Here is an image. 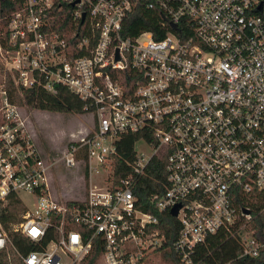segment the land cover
Returning a JSON list of instances; mask_svg holds the SVG:
<instances>
[{
    "label": "built area",
    "instance_id": "built-area-1",
    "mask_svg": "<svg viewBox=\"0 0 264 264\" xmlns=\"http://www.w3.org/2000/svg\"><path fill=\"white\" fill-rule=\"evenodd\" d=\"M17 1L0 35V264H82L95 237L101 264H154L165 236L136 204L133 179L159 153L165 186L149 199L168 213L178 204L179 263L222 228L237 234L240 255L264 253V233L250 225V205L264 211V0ZM136 6L155 11L154 31L122 33ZM65 15L71 27L56 29L51 20ZM6 75L18 89L61 84L83 101L91 126L61 153L82 168L80 194H51L52 161L9 100ZM143 130L155 143L136 139L114 181L115 141ZM138 140L149 154L136 152ZM10 195L21 210L6 209Z\"/></svg>",
    "mask_w": 264,
    "mask_h": 264
},
{
    "label": "trees",
    "instance_id": "trees-1",
    "mask_svg": "<svg viewBox=\"0 0 264 264\" xmlns=\"http://www.w3.org/2000/svg\"><path fill=\"white\" fill-rule=\"evenodd\" d=\"M58 3L61 5V11L65 13H68L71 9L68 2L61 1H54L53 7H56ZM19 4L17 0H0V35L5 31L9 14ZM154 14L155 11L151 9H145L141 6L134 7L127 17V25L123 27L122 33L133 34L140 29L154 31L156 25ZM54 20H51L52 25L58 30L71 27L67 15L63 17L59 25H54L56 23ZM76 39L75 35L68 37L69 43H73ZM6 84L9 100L12 102L47 111L86 112L83 101L74 92L61 84H54L52 90H46L41 85L18 89L11 83L8 75H6ZM140 136L149 142L155 143L154 137L147 130L124 133L115 141L114 181H117L120 176L129 171L130 166L127 161L130 162L133 159V143ZM164 162L165 153L152 156L143 171L134 177L133 193L137 198L136 204L154 215L157 218L156 225L161 227L164 232L165 239L160 249L161 256L172 264H182L178 262L171 251V242L177 229L176 217L165 210L159 211L149 199L152 194L160 195L164 189ZM262 204L263 201L250 205L253 213L250 225L257 229V235L264 233V211L257 213ZM5 207L8 211H17L21 210L23 206L17 196L10 195ZM13 237L19 239L17 235ZM100 250V238L95 237L90 252L81 260L82 264H95ZM240 250L237 234L222 228L213 234H208L202 243L195 245L190 264H264V253L257 256H248L240 255Z\"/></svg>",
    "mask_w": 264,
    "mask_h": 264
},
{
    "label": "rangeland",
    "instance_id": "rangeland-1",
    "mask_svg": "<svg viewBox=\"0 0 264 264\" xmlns=\"http://www.w3.org/2000/svg\"><path fill=\"white\" fill-rule=\"evenodd\" d=\"M22 105V112L28 118L27 124L32 132L34 139L40 151L46 159L52 161L49 169V184L51 194L63 199L72 195L81 193L82 168L75 166H67L61 160V153L65 145L80 134L88 131L91 126L89 113H64L56 111L40 110L30 107L26 104ZM134 148L137 153L147 155L151 148L139 140L135 142ZM105 174V171L99 167L97 171L90 172L91 183L96 184L99 177ZM24 203L31 206L34 197L30 194H20ZM154 264H172L161 256V251L155 253L150 260ZM95 264H101L97 257Z\"/></svg>",
    "mask_w": 264,
    "mask_h": 264
},
{
    "label": "water",
    "instance_id": "water-1",
    "mask_svg": "<svg viewBox=\"0 0 264 264\" xmlns=\"http://www.w3.org/2000/svg\"><path fill=\"white\" fill-rule=\"evenodd\" d=\"M82 16H83V13H81V17ZM177 208H178V204L174 205L173 207H171L169 209V213L172 214V215L176 214ZM245 211H246V209H245Z\"/></svg>",
    "mask_w": 264,
    "mask_h": 264
}]
</instances>
